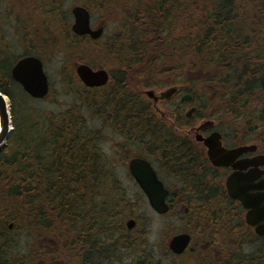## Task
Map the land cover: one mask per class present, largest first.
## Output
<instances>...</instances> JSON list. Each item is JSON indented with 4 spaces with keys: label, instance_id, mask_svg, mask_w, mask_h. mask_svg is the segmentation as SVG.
I'll use <instances>...</instances> for the list:
<instances>
[{
    "label": "trees",
    "instance_id": "1",
    "mask_svg": "<svg viewBox=\"0 0 264 264\" xmlns=\"http://www.w3.org/2000/svg\"><path fill=\"white\" fill-rule=\"evenodd\" d=\"M1 2L5 3L4 14L16 19L18 36L27 48L42 54L44 42L57 35L56 46L62 43L65 47L67 63L89 60L78 50L82 43L91 53V44L81 42L85 38L72 32L71 14L63 0H38L36 8H25L20 0ZM98 2L104 7L102 0ZM137 4L140 7L141 3ZM145 10L146 16L129 22L127 33L104 46L103 56L110 55L120 64L106 89V102L91 100L89 89L77 80L74 70L63 69L61 74L68 75L66 81L76 83L70 91L77 89L80 100L95 105L102 117L112 112L108 115H115L112 119L118 123L125 104L137 130L157 122V141L150 139V147L179 144V137L163 120L149 119L145 101L141 111L135 106L137 100L127 74L148 50L149 61L141 62L150 67L159 62L183 75L186 70L198 75L189 80L184 75L192 90L209 87L206 99L214 103L215 93L221 103V117L235 116L232 133L246 130L249 138L242 141L253 140L264 152V0H153ZM8 47L0 37V55L4 57L0 58V90L10 98L13 125L0 149V264H54L53 257L62 253L75 254L78 264H162L146 250L145 232L127 228L126 219L137 215V203L129 198L114 167L106 162L97 131L89 127L77 108L56 112L28 107L22 98L27 93L12 78V63L4 56ZM122 72L127 80L123 99L119 92V83L125 81ZM181 146L171 150V162L188 168L181 172L197 195L181 203L190 209L212 208L215 192L187 175V171L194 173L197 164H191ZM233 204L227 199V210ZM180 214L185 217L184 211ZM21 235L30 237L27 244H20ZM139 248L140 255L131 262L122 257V250L136 252Z\"/></svg>",
    "mask_w": 264,
    "mask_h": 264
},
{
    "label": "flooded vegetation",
    "instance_id": "2",
    "mask_svg": "<svg viewBox=\"0 0 264 264\" xmlns=\"http://www.w3.org/2000/svg\"><path fill=\"white\" fill-rule=\"evenodd\" d=\"M36 1L38 0H20L25 8H29L31 5L33 8H36ZM72 1L73 6H81L88 10L92 29L103 28V33L98 38H93L90 34L77 35L74 33L80 38H85L81 40V42H89L91 44L92 52L90 58L96 52L99 54L103 52L104 46L108 44L107 41L117 36L115 33L104 38L106 25L112 18L115 16L120 18L118 20L121 22L118 33L120 35L127 33L128 30L131 29L128 27V24L130 25L131 20H134L136 16L141 18L146 16L144 12L140 11L141 8L138 6L137 2L129 0H102L104 4L102 9L104 10L95 9L100 7L98 5V0ZM95 10L100 11L101 15L103 14L101 21L94 19ZM28 13V10H26V14ZM23 14H25V12H23ZM23 46H25L24 43ZM26 49L28 52H38V50L35 49L31 50L27 47ZM31 54L32 52H29L25 55ZM93 61V58L87 60L88 65L94 70L104 68L109 72L110 80L105 85L87 87L93 98H100L102 96L101 94L111 86L113 77H111L112 73L108 66ZM65 68L73 70L76 68V65L61 67L62 70ZM156 68H160L162 74H164V72L168 73L165 76L166 79L159 82V84L153 82L155 79L144 80L135 85L137 86L135 87L131 81L133 85L131 86L132 91L137 100L135 106L141 111V108H143L141 102L145 101L150 112L149 119L158 120L160 117V120H163L168 126L170 125L169 127L172 128V131L179 137L176 138L179 144L156 145L150 147V144H148L150 139L157 141L156 122L151 123L152 125L148 123L149 126L146 129L140 128V130H137V128L133 126L132 121H130V118H128L131 115L127 114V109L124 104L119 112L118 123L123 133L122 135L130 137L131 134H135L137 138L134 141L142 145L144 144L143 147H145L143 153L134 155L129 154L127 156L128 159L136 156L148 159L156 170L158 177L169 190L168 201L171 209L174 208L176 202L180 205V208H183L185 216H189L197 222L201 221L199 225L197 224L195 226V229L185 226L183 230H181V232L189 234L191 238L189 246L183 255L192 252L199 257L201 264H264V234H260L257 231V224L253 223V221H255L254 219H251V223L247 220L248 210L243 207L242 203L238 199H234L228 195L226 180L228 176L234 172V169L231 166H215L210 161L207 147L204 144V139L215 132L220 133L223 145L227 149L255 143V141H242L249 138L247 131L244 129H242L241 134L232 132L229 134L226 133L227 129L224 128V126L231 128L233 125L232 120L235 121V116H231L226 120L221 117V113H219L221 103L216 99V96H214L215 93L212 95L213 98L215 97L214 103L206 99L208 97H206L207 95H205V93L208 92L209 88H206V85L197 88L196 91L192 90L188 84L189 82L185 80V78L189 76V70H186V72L184 71L185 77L181 74L180 70H174L173 68L175 67L163 66L160 65L159 62H156ZM121 76L123 80H125L122 81V84L119 83V92L122 94L121 96L123 99L127 88V80L125 79L126 76L124 72H122ZM170 91H172V94L167 97L166 94ZM51 93L52 92L49 93V96ZM208 101L211 102L214 109L207 105ZM92 110L94 114H97L96 110L101 112L100 109ZM109 113L112 112H107V114L105 112L103 117L100 116V113L97 115L107 120L116 118L115 115H108ZM136 115L137 117L139 116L138 113H136ZM180 145H183L181 148L186 149L185 152L191 164H197L193 167L194 173H192V171H187V175L192 177L193 180L194 178L199 179L196 180L198 184L205 183L207 188L215 192L211 197V201H213L212 208L190 209V206L186 203H181L185 198L191 199L197 197V195L193 192L194 190L187 185L188 182L185 181V173L181 172L182 169L188 168L184 166L179 167L176 161L171 162V159H174L171 152ZM260 154H264V152L258 144L257 151L244 153L240 155L236 161L245 158H253ZM249 169L250 167L245 169V171ZM260 169L264 170V165L260 167ZM262 180H264V174L256 179L255 182ZM207 183L211 184L207 185ZM252 192L255 193L256 190L254 189ZM227 199L236 203V205L233 204L229 210H227ZM224 200L225 202H223ZM235 206L237 208H234ZM224 215H226V221L223 219V217L225 218ZM223 244L232 245L224 246ZM245 248L246 254H243L242 250Z\"/></svg>",
    "mask_w": 264,
    "mask_h": 264
},
{
    "label": "rangeland",
    "instance_id": "3",
    "mask_svg": "<svg viewBox=\"0 0 264 264\" xmlns=\"http://www.w3.org/2000/svg\"><path fill=\"white\" fill-rule=\"evenodd\" d=\"M3 1V0H0ZM134 2H139L140 4V11L144 12L145 7L150 6L153 3V0H129ZM4 2L0 3V37L4 38L6 42H8V52L4 53V56L7 57L8 62H11L12 65L14 62L25 55L26 53L32 52L33 54L41 56V58L44 60V65L46 72L49 76L51 87L53 90V94L49 99H33L27 94H24L22 98L24 99V102L27 103L28 107L32 106H40L43 108L52 109L56 112L65 111L71 108H77L81 111V113L85 116V118L88 121L89 127L97 131L96 134L99 135L100 139V148L104 152V157H106V162H109L110 166L114 167L116 170V176L119 178V180L122 183V186L126 189V192L129 196V198L133 199L137 203V206L135 207L136 216L134 218L137 219V233L145 232V235L147 237V247L146 250L152 252V254L161 260L162 264H201V260L196 254H193L192 252H189L185 255L181 256H174L168 249H166L167 242L169 238L175 233L180 230H182L185 226H189L190 228L195 229V226L200 224L199 222L195 221L193 218H190L189 216H183L180 214L181 208L179 205H176L175 209L170 213L166 215H159L153 209L151 208L145 194L142 192L140 187L137 185L135 180L130 175L127 162H128V155H134L137 153H143L145 150V147L141 143H137L134 141L135 139H131L132 134L130 137L123 136L121 129L119 128L118 121L114 119H103L100 116L92 113L93 110H96L95 105L91 106L90 102L86 100H80V97L77 96V89L76 91H70V87H75L76 83H72L70 81H66L67 74H61V67L62 66H75V63L77 62L76 59L70 63L66 62V53H65V47H63L62 43L58 46H56L58 36L52 35L49 40L45 41L44 51L42 54L35 52V51H29L26 49L25 46H23V43H21L22 39L18 36V28L19 26L16 23V19H14V16H11L9 14H4ZM73 5L72 0H65L64 6L66 10H71V6ZM100 7H97L95 9H102L101 4L98 3ZM100 11L94 12V19L101 21L102 15L100 14ZM120 18L115 16L111 19L110 22L106 25V30L104 34V38H107L111 36L112 34H115L119 36V27L121 26V22L118 21ZM132 23H134V20H131ZM139 24V23H138ZM22 32V31H21ZM87 45L80 43L78 50L80 53H86L87 58L91 60V58L96 61V63H102L104 65L110 66L112 68L117 67L118 62L110 55H106L103 57L99 53H94V55L90 58V53L87 52ZM86 49V51H85ZM77 51V50H76ZM85 51V52H84ZM147 55V57H145ZM0 58H4L2 55H0ZM149 61V54L148 50L144 54V56H141L139 60ZM93 61V62H94ZM139 62L138 64H134L132 66L131 71L129 74H127L129 82L135 86L139 82L144 80H154L153 82H156L159 84L162 80H165V76L168 74L167 72H164V74L161 73L160 68H156V70H151L152 67H150L146 62ZM137 63V61H136ZM72 64V65H69ZM66 69V68H65ZM115 71V69H114ZM160 72L159 74L154 72ZM145 72V73H143ZM154 74V78H153ZM191 76L194 79H197L196 74L191 73ZM75 81H77L75 79ZM131 84V86H133ZM189 86L191 83H188ZM137 87V86H135ZM134 87V88H135ZM200 93V92H199ZM198 93V94H199ZM103 94L105 96H103ZM101 94L102 96L100 98L94 97L92 98V94L90 95V99L92 98L96 102H101L107 100L106 98V91ZM28 97V99H26ZM105 97V98H104ZM91 99V100H92ZM105 99V100H104ZM106 102V101H105ZM10 104V99H9ZM105 104V103H104ZM207 105L214 109L213 105L210 101L207 102ZM205 109V108H204ZM211 109V110H212ZM209 110V109H208ZM103 114V113H102ZM229 118V117H228ZM227 118V119H228ZM157 125V122H156ZM236 125V123L234 124ZM158 129V126L156 127ZM226 133H230L231 128L226 127ZM227 134V135H228ZM127 139V140H126ZM223 217L224 221H226V215ZM128 219V218H127ZM126 219V220H127ZM137 233H134L137 234ZM20 239V237H19ZM30 240V237L26 235H21L20 244H27V242ZM61 242L62 240L59 239ZM44 242V241H43ZM56 246H60L61 244H55ZM166 245V246H165ZM226 245H232V244H223ZM198 246V244H197ZM202 246V245H201ZM200 246V249H201ZM168 248V247H167ZM243 254H246V248L242 250ZM141 253V249L139 248L136 252L133 250H122V257H124L125 261L131 262L133 260V257L139 256ZM54 264H78L79 260L78 257L73 254L69 255L67 254H59L56 255V257H53ZM45 261V260H44ZM40 263H42L40 261Z\"/></svg>",
    "mask_w": 264,
    "mask_h": 264
},
{
    "label": "water",
    "instance_id": "4",
    "mask_svg": "<svg viewBox=\"0 0 264 264\" xmlns=\"http://www.w3.org/2000/svg\"><path fill=\"white\" fill-rule=\"evenodd\" d=\"M72 12L75 17L72 29L75 33H88L93 38L101 36L102 27L94 30L90 27V14L87 9L76 6ZM77 73L87 86H101L109 79V74L105 69L93 70L87 64H80L77 67ZM12 77L34 98H44L49 93V79L44 70L43 61L37 56H26L20 59L12 68ZM171 94L172 91L168 92L166 96L169 97ZM5 96L0 90V148L6 143L13 129L10 126L12 120L10 111L9 113L7 111ZM204 144L208 148L209 159L214 165L233 167L234 172L229 175L226 182L228 193L249 209L247 220L251 223V219H254L253 223L257 224V231L264 234V180L255 182L264 174V170L260 169V166L264 164V155L236 161L243 153L256 151L257 146L252 144L227 149L222 145L221 135L218 132L205 138ZM248 167L250 169L245 171ZM129 169L147 195L152 208L159 214L167 213L169 210L168 190L158 178L151 163L142 157H134L129 162ZM254 189L255 193L252 192ZM135 224L134 219L127 223L130 229ZM189 242L190 235L181 233L170 240L169 247L174 253L180 254L186 249Z\"/></svg>",
    "mask_w": 264,
    "mask_h": 264
},
{
    "label": "bare ground",
    "instance_id": "5",
    "mask_svg": "<svg viewBox=\"0 0 264 264\" xmlns=\"http://www.w3.org/2000/svg\"><path fill=\"white\" fill-rule=\"evenodd\" d=\"M5 102H6L7 111L9 113L10 106H9V98L7 96H5ZM0 130H1V124H0Z\"/></svg>",
    "mask_w": 264,
    "mask_h": 264
}]
</instances>
